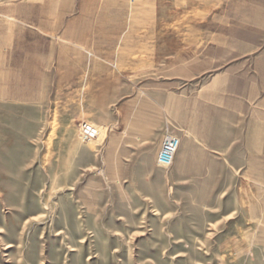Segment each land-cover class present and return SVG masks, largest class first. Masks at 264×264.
I'll list each match as a JSON object with an SVG mask.
<instances>
[{"label": "rangeland", "instance_id": "obj_1", "mask_svg": "<svg viewBox=\"0 0 264 264\" xmlns=\"http://www.w3.org/2000/svg\"><path fill=\"white\" fill-rule=\"evenodd\" d=\"M1 11L0 264H264V0H10ZM146 97L172 103L181 141L188 115L203 129L201 165L118 177L107 136Z\"/></svg>", "mask_w": 264, "mask_h": 264}, {"label": "crops", "instance_id": "obj_2", "mask_svg": "<svg viewBox=\"0 0 264 264\" xmlns=\"http://www.w3.org/2000/svg\"><path fill=\"white\" fill-rule=\"evenodd\" d=\"M10 2V0H0V5ZM0 15L2 18H8V13L6 11H1ZM7 46H0V50H7ZM147 99H150L148 101ZM159 111L158 115L155 111ZM155 108L151 97H146L145 100H141L139 105L137 102L134 103V113H133V123L127 128L126 124H118V129L114 132L112 129L109 131L106 140V154H117L118 167V177L126 180L127 178H148L151 177L152 172H156L159 165L157 164V154L161 148L163 138L168 130L171 131L168 120L173 118V105L172 103L165 105V110ZM170 122V121H169ZM184 126L187 127L188 131L191 133L190 136H183V141L179 150L181 149L180 159L175 158L174 164L176 162L177 167L185 173L190 171L193 165L197 162L198 165L204 162V150L200 146L202 141L205 142V133L203 129L199 127L195 129L194 125L191 124V115L188 118L183 119ZM167 125V127H166ZM165 127L167 128L165 130ZM164 130L166 132H164ZM191 137V138H190ZM261 141V147L263 148L264 132L260 134L258 138ZM116 141V147H114V142ZM237 146V142L232 138V136L226 137L223 147L225 152L222 154L221 163L223 165V177L229 172V180L233 178L237 179V163L232 157V148ZM132 152L134 155L133 162L135 165L132 170L126 171V154ZM148 152L149 159L146 161V165L141 160L143 154ZM179 152V151H178ZM259 152V151H258ZM261 152H263L261 150ZM93 156V155H92ZM93 159V158H92ZM234 160V161H233ZM173 164V165H174ZM233 169V171H232ZM231 185V182H229ZM231 187V186H230ZM227 188V185H225ZM237 192V187L235 183L234 193ZM217 193V192H216ZM227 190L224 191V194ZM232 191L229 190V194Z\"/></svg>", "mask_w": 264, "mask_h": 264}, {"label": "built area", "instance_id": "obj_3", "mask_svg": "<svg viewBox=\"0 0 264 264\" xmlns=\"http://www.w3.org/2000/svg\"><path fill=\"white\" fill-rule=\"evenodd\" d=\"M81 133L88 142L95 143L100 141L101 133L99 127L90 122H83ZM180 145L181 138L177 134L168 130L157 154V164L160 167L171 168L174 164Z\"/></svg>", "mask_w": 264, "mask_h": 264}]
</instances>
